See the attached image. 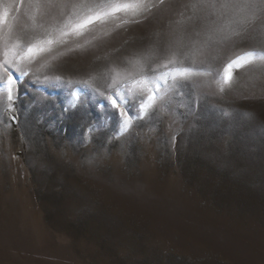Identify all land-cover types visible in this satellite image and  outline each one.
Listing matches in <instances>:
<instances>
[{
    "label": "rangeland",
    "instance_id": "374dc122",
    "mask_svg": "<svg viewBox=\"0 0 264 264\" xmlns=\"http://www.w3.org/2000/svg\"><path fill=\"white\" fill-rule=\"evenodd\" d=\"M213 2L0 0V264H264V12Z\"/></svg>",
    "mask_w": 264,
    "mask_h": 264
},
{
    "label": "snow or ice",
    "instance_id": "6c2138e0",
    "mask_svg": "<svg viewBox=\"0 0 264 264\" xmlns=\"http://www.w3.org/2000/svg\"><path fill=\"white\" fill-rule=\"evenodd\" d=\"M205 7L212 9L214 12L219 11L220 15L224 17H229L230 14H235L242 11H248L251 12L253 17L255 18L258 13L264 12V0H217V2L205 4ZM237 35H239V33H237ZM47 43L52 44V41L49 40L47 41ZM34 49L36 52L46 51V49L41 46L30 45L27 49L28 59H35V55L33 54ZM10 52L14 57H21V53H23V49H18L15 45L9 48L8 45L6 44L5 50L3 51L2 54V59H0V90L6 92L7 99L9 102H14L15 99L14 85L17 84L18 78L13 76L12 69L14 66V60L9 58ZM247 55L251 57L253 53L250 52ZM242 59H244V57H238L236 60H232L230 63H228L226 67V71H228V75L225 76L224 78L225 83L231 80V72L229 70L233 68V65L239 68L241 65L240 63H238V61ZM172 62L173 61H170V63ZM17 71H19V69H17ZM174 71L176 72L177 77H179L180 80H187L192 75L199 74V73H195L191 68H176L174 69ZM19 74L27 75L26 72H20ZM220 90L221 91L224 90L223 85H221ZM148 99L153 100L154 96H149ZM113 104L114 105L116 104L115 100H113ZM8 107L9 109H11L12 103H9ZM67 110L68 109H65V111Z\"/></svg>",
    "mask_w": 264,
    "mask_h": 264
}]
</instances>
